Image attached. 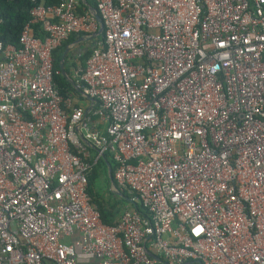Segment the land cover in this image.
Returning a JSON list of instances; mask_svg holds the SVG:
<instances>
[{"label": "built area", "instance_id": "2783aa9c", "mask_svg": "<svg viewBox=\"0 0 264 264\" xmlns=\"http://www.w3.org/2000/svg\"><path fill=\"white\" fill-rule=\"evenodd\" d=\"M91 1L88 105L53 82V52L99 29L80 0L0 42V264H264V0ZM105 154L114 224L87 192Z\"/></svg>", "mask_w": 264, "mask_h": 264}, {"label": "trees", "instance_id": "16d2710c", "mask_svg": "<svg viewBox=\"0 0 264 264\" xmlns=\"http://www.w3.org/2000/svg\"><path fill=\"white\" fill-rule=\"evenodd\" d=\"M59 2L60 0H0V42L3 45H12L16 48L19 47V37L24 27L31 20V10L38 5L52 6L58 4ZM89 4L95 8V5L92 1L85 0L84 2L83 0H80L79 12H88ZM31 27L36 36L40 38L44 37V33L41 31L39 24H32ZM99 38H101V35L98 37V39ZM66 42L62 43L52 55L54 70L53 82L58 93L62 97L66 98L70 96L75 98L78 102H81L84 100V98L71 85V83L60 70V61L67 46ZM90 52L91 51L79 56V58H76L77 60L74 57L70 58L69 55H66L64 59V70L66 75L71 77L69 68L71 66L74 69L77 65L76 61L81 62V66L83 67V63L89 57ZM108 165L111 166V178L113 179L114 162L109 155L105 154L104 157H101L97 160L93 170L88 176L87 192L92 200L93 205H95V207L98 209L102 222L105 224H113L110 221V217L112 216L114 209L118 205L128 203L129 197L125 193L122 195H114L109 190L110 178L108 175ZM98 167L100 168L99 175L95 171V169ZM98 176H104L106 184L105 192H103L104 190L97 191L95 188L94 180H96ZM107 196H114L117 201L110 203L109 200H107ZM133 207L141 211V207L139 205L134 204Z\"/></svg>", "mask_w": 264, "mask_h": 264}, {"label": "crops", "instance_id": "0c3cea01", "mask_svg": "<svg viewBox=\"0 0 264 264\" xmlns=\"http://www.w3.org/2000/svg\"><path fill=\"white\" fill-rule=\"evenodd\" d=\"M85 2V0H83ZM91 1V0H90ZM91 5L89 4L88 6V11H89V7ZM93 7V6H91ZM93 35L89 36V37H85L83 35H73L69 38V40H67V46L69 48V51L67 53V55L70 56V58H79V56L89 52L92 50V48L94 47V43L95 41L98 39V37L96 38H92ZM77 60V59H76ZM85 63V61H84ZM83 63V64H84ZM76 64H81V62L79 61H76ZM70 72H71V77L73 79L74 77V74H73V67L70 66L69 68ZM78 102V101H77ZM80 105H85L81 102H78ZM106 189V187H105ZM109 190L114 194V195H117L114 191L116 189H114V184L110 181L109 183ZM117 191V190H116ZM107 200H109V202H116L117 199L114 197V196H107ZM128 207H131L130 203H123L122 205H118L114 211H113V214L112 216L110 217V221L114 224L116 221H118L121 213Z\"/></svg>", "mask_w": 264, "mask_h": 264}, {"label": "water", "instance_id": "95a60500", "mask_svg": "<svg viewBox=\"0 0 264 264\" xmlns=\"http://www.w3.org/2000/svg\"><path fill=\"white\" fill-rule=\"evenodd\" d=\"M89 11L90 13L93 15V17L96 19L98 25H99V29H98V32L92 37V38H96V37H99L101 35V32H102V26H101V20L99 18V16L97 15L94 7H89ZM69 51V48L66 47L63 54H62V57H61V61H60V70L62 72V74L68 79V81L71 83V85L81 94V96L85 99H87L88 101H92L91 98H89L87 95H85L76 85H75V82L73 81L72 78H70L69 76L66 75L65 73V70H64V59L67 55ZM90 108L87 109V111L89 110ZM108 175H109V178H110V181L113 183V179L111 178V166L108 165ZM117 195H122V193H120L119 191H114Z\"/></svg>", "mask_w": 264, "mask_h": 264}, {"label": "rangeland", "instance_id": "374dc122", "mask_svg": "<svg viewBox=\"0 0 264 264\" xmlns=\"http://www.w3.org/2000/svg\"><path fill=\"white\" fill-rule=\"evenodd\" d=\"M83 104L85 105H88V100L84 99L82 101ZM99 167L95 169V171L98 173L99 175ZM94 183H95V188L97 191H102L104 190L103 192H105V187H106V184H105V179H104V176H98L96 180H94Z\"/></svg>", "mask_w": 264, "mask_h": 264}]
</instances>
